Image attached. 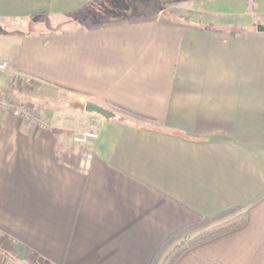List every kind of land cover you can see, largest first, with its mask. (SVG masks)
I'll return each instance as SVG.
<instances>
[{
    "label": "crops",
    "instance_id": "1",
    "mask_svg": "<svg viewBox=\"0 0 264 264\" xmlns=\"http://www.w3.org/2000/svg\"><path fill=\"white\" fill-rule=\"evenodd\" d=\"M186 2L0 0V96L30 117L0 107V264H149L229 209L245 223L175 264H264V0Z\"/></svg>",
    "mask_w": 264,
    "mask_h": 264
},
{
    "label": "trees",
    "instance_id": "2",
    "mask_svg": "<svg viewBox=\"0 0 264 264\" xmlns=\"http://www.w3.org/2000/svg\"><path fill=\"white\" fill-rule=\"evenodd\" d=\"M245 220L243 214H237V209H229L182 227L157 248L149 264H175L188 249L240 228Z\"/></svg>",
    "mask_w": 264,
    "mask_h": 264
},
{
    "label": "rangeland",
    "instance_id": "3",
    "mask_svg": "<svg viewBox=\"0 0 264 264\" xmlns=\"http://www.w3.org/2000/svg\"><path fill=\"white\" fill-rule=\"evenodd\" d=\"M187 0H129L128 4H118L114 8V11H121L125 13H139L142 10L146 15H152L157 12L163 13V15L168 16H178L180 14H186L187 11ZM106 12V11H105ZM101 13V12H100ZM118 13V12H115ZM108 14V12H106ZM75 21L62 19V18H54V19H41L39 22L35 24H30V28H32V32H41L45 33L46 31H62V30H70L73 26H75ZM17 34H13L15 36L24 32L22 30L15 29ZM0 34H2L0 32ZM0 100L7 101L12 103L6 96L1 95ZM12 105V104H11ZM15 106V105H14Z\"/></svg>",
    "mask_w": 264,
    "mask_h": 264
},
{
    "label": "built area",
    "instance_id": "4",
    "mask_svg": "<svg viewBox=\"0 0 264 264\" xmlns=\"http://www.w3.org/2000/svg\"><path fill=\"white\" fill-rule=\"evenodd\" d=\"M8 70V65L5 62H1L0 63V74L7 72ZM0 107L6 108L10 111H12L15 115H19V116H25L27 118H30L28 113L24 110L21 109L19 107H15L14 105H11V103L4 101V100H0ZM38 124L40 126L43 127H47L48 123L45 120H40L38 122ZM97 136L94 132L92 131H87V132H83L81 134H77L74 136L73 140L78 143V144H85V142L89 141V140H93L95 139Z\"/></svg>",
    "mask_w": 264,
    "mask_h": 264
},
{
    "label": "water",
    "instance_id": "5",
    "mask_svg": "<svg viewBox=\"0 0 264 264\" xmlns=\"http://www.w3.org/2000/svg\"><path fill=\"white\" fill-rule=\"evenodd\" d=\"M256 30L258 32H264V26H261V25H258L256 27ZM86 111L87 112H96V113H99V114H102V115H109L104 109L98 107L97 105L95 104H92V103H87L86 107H85Z\"/></svg>",
    "mask_w": 264,
    "mask_h": 264
}]
</instances>
